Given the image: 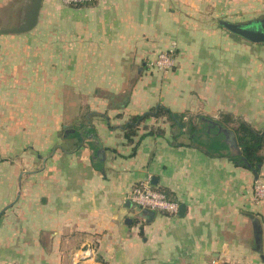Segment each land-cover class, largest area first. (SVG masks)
Wrapping results in <instances>:
<instances>
[{"label": "crops", "instance_id": "1", "mask_svg": "<svg viewBox=\"0 0 264 264\" xmlns=\"http://www.w3.org/2000/svg\"><path fill=\"white\" fill-rule=\"evenodd\" d=\"M25 1L0 0V28ZM222 22L264 34V0H41L35 26L0 33V264H264V202L251 199L264 159L256 176L199 119L264 131V39ZM173 41L172 69L150 67ZM146 178L182 209L127 208Z\"/></svg>", "mask_w": 264, "mask_h": 264}, {"label": "trees", "instance_id": "2", "mask_svg": "<svg viewBox=\"0 0 264 264\" xmlns=\"http://www.w3.org/2000/svg\"><path fill=\"white\" fill-rule=\"evenodd\" d=\"M151 114L152 111H149L141 115H134L130 118V121L127 124V131L125 133L128 140H130V137L135 133L134 128L136 125ZM158 114L168 115L170 120H172L180 129L186 125L188 132H195V126L189 122H183L182 115L172 113L167 108L162 106L157 108L154 115ZM214 120L221 127L229 128L234 132L241 153L238 156H233L232 159L237 164L257 173L264 159L261 152L264 148V131L254 129L249 123L230 113H222L219 115V118Z\"/></svg>", "mask_w": 264, "mask_h": 264}, {"label": "built area", "instance_id": "3", "mask_svg": "<svg viewBox=\"0 0 264 264\" xmlns=\"http://www.w3.org/2000/svg\"><path fill=\"white\" fill-rule=\"evenodd\" d=\"M89 1L91 0H62V3L77 5ZM175 51L176 42L173 41L166 50L156 54L154 59L149 62V66L160 71L172 69L175 64ZM251 199L256 204L264 202V182L258 178L253 181ZM129 200L142 208L169 214H176L179 207L178 202L156 188L150 178L143 179L134 186L129 194Z\"/></svg>", "mask_w": 264, "mask_h": 264}, {"label": "water", "instance_id": "4", "mask_svg": "<svg viewBox=\"0 0 264 264\" xmlns=\"http://www.w3.org/2000/svg\"><path fill=\"white\" fill-rule=\"evenodd\" d=\"M41 0H26L23 4L22 15L19 19L17 25L8 27V28H0V33H22L30 30L33 26H35L37 22L38 9L40 7ZM222 24L228 28L230 31L238 33L242 36L250 40H262L264 39V34L261 32H256V30L251 29L250 26H242L235 23L222 22ZM201 120L206 123V131L209 132L211 129L216 128V131L213 133L215 135H222L223 142L227 145L229 149V153L233 156L240 155L241 151L237 144L234 132L229 128H223L217 124V122L212 118L202 117ZM256 174V172H254ZM257 176V174H256ZM125 206L130 208L132 212L137 213L140 217L147 218L152 217L154 215V211L149 210L147 208H142L139 205L132 203L130 200L126 201ZM182 209V206L179 207ZM254 236L255 241L257 243V248L260 250V228L257 224H254Z\"/></svg>", "mask_w": 264, "mask_h": 264}, {"label": "rangeland", "instance_id": "5", "mask_svg": "<svg viewBox=\"0 0 264 264\" xmlns=\"http://www.w3.org/2000/svg\"><path fill=\"white\" fill-rule=\"evenodd\" d=\"M46 26H47V21H46V18H40V21L38 22V27H36V29L34 30H37V34L36 36L34 37V40H35V44H37L39 47H42L43 45H45V41H46ZM40 30V32H39ZM29 52H30V49H29V46L28 48L24 49L23 53L24 55L28 56L29 55ZM23 66H24V75H29L30 73V65H29V62H25L23 63ZM45 65H42V68H40V76H43L45 74ZM27 68V69H26ZM44 73V74H42ZM64 135V129L61 128L59 129V132H58V137H63Z\"/></svg>", "mask_w": 264, "mask_h": 264}]
</instances>
